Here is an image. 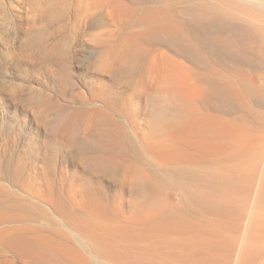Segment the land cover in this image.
<instances>
[{"label": "bare ground", "instance_id": "obj_1", "mask_svg": "<svg viewBox=\"0 0 264 264\" xmlns=\"http://www.w3.org/2000/svg\"><path fill=\"white\" fill-rule=\"evenodd\" d=\"M45 5L50 24L98 9L88 35L99 65L80 107L48 97L34 118L58 124L48 148L75 144L70 133L84 114L86 139L102 152L82 174L52 164L35 171L16 154L13 128L0 131V251L22 264H264V0ZM48 48L61 97L83 95L68 54ZM6 93L23 110L35 103L2 85L7 108ZM142 103L143 137L129 120Z\"/></svg>", "mask_w": 264, "mask_h": 264}, {"label": "rangeland", "instance_id": "obj_2", "mask_svg": "<svg viewBox=\"0 0 264 264\" xmlns=\"http://www.w3.org/2000/svg\"><path fill=\"white\" fill-rule=\"evenodd\" d=\"M48 1L0 0V86L6 85L16 89L21 94L19 98L22 101L32 99L35 102L33 105L30 103V106L23 110V105L13 101L6 93L3 99H7L6 104L12 106L7 108L4 106L5 104H1L3 100L0 101V131L9 129L8 127L13 128V133L16 134L13 136L12 141L14 142L11 144L17 145L16 154L22 152L29 157L28 162L29 165L31 164L32 170H40L48 164H52L58 167L60 175H64V173L70 175L75 171L82 174L84 169L96 168L94 167L96 163L92 158L100 156L102 152V148L98 144L86 139L89 133L87 117L84 114L80 115L71 130L70 136L77 140L75 144L63 141L53 143L48 148L46 142L49 139V134L58 129V124L48 123L45 120V123L48 124L43 125L34 117L39 111L36 108L38 100L54 97L58 102L68 107H80L81 102L89 97V86H95L93 77L97 76V71L94 68L99 65L98 57L92 59L94 48L88 35L90 33L89 21L97 14L98 9L87 5L77 9L79 10L77 13L72 11L65 21L50 24L42 19L46 8L45 4ZM63 3L66 6L67 0H63ZM52 45L59 46L68 54L65 60H67L73 79L77 84L75 93L83 95L61 97L55 82L57 68L60 67L47 52L50 50L48 47ZM100 78L104 83L109 84L110 77L108 75L103 74ZM259 81L264 83V75H261ZM96 103L100 104L98 100ZM142 107L143 110L139 112L140 114L136 117L131 113L129 120L138 124L136 131L143 137L149 131L150 118H148L149 106L142 103ZM18 108L21 111L16 113ZM47 116L55 117L53 114H47ZM2 138L5 137L0 138V147L3 149L5 143L1 140ZM83 140H85L84 146H82ZM80 174L78 183L83 181L81 179L83 175ZM257 179V189H259L264 180V159L258 166ZM111 186L113 185L111 184ZM176 199L182 203L184 198L177 194ZM128 206L127 204L125 210L127 215L129 214ZM0 252V264H22L12 254ZM6 259L11 261L6 262Z\"/></svg>", "mask_w": 264, "mask_h": 264}]
</instances>
